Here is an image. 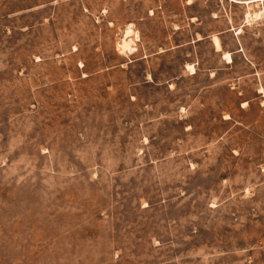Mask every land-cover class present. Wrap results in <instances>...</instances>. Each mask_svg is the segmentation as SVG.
Masks as SVG:
<instances>
[{"label":"rangeland","instance_id":"obj_1","mask_svg":"<svg viewBox=\"0 0 264 264\" xmlns=\"http://www.w3.org/2000/svg\"><path fill=\"white\" fill-rule=\"evenodd\" d=\"M247 1L0 0V264H264Z\"/></svg>","mask_w":264,"mask_h":264},{"label":"bare ground","instance_id":"obj_2","mask_svg":"<svg viewBox=\"0 0 264 264\" xmlns=\"http://www.w3.org/2000/svg\"><path fill=\"white\" fill-rule=\"evenodd\" d=\"M249 16H250V15H249ZM252 18H253V17H252ZM131 29H132V28H131ZM131 29H128V30L126 31L125 38L123 39V42H122V45H121V47H122V49H123L124 51H133V50H134V47L132 46V45H134V44L131 45V41H132V40H130V33L132 32ZM240 32H241V31H240ZM214 41H215V44L218 46V45H219V39L215 38ZM132 43H133V41H132ZM219 46H220V45H219ZM219 46H218V47H219ZM218 47H217V48H218ZM135 50H136V49H135ZM124 53H125V52H124ZM226 56H227L228 59H231L229 55H226ZM193 71H194V70H193Z\"/></svg>","mask_w":264,"mask_h":264},{"label":"crops","instance_id":"obj_3","mask_svg":"<svg viewBox=\"0 0 264 264\" xmlns=\"http://www.w3.org/2000/svg\"><path fill=\"white\" fill-rule=\"evenodd\" d=\"M256 1H257V0H251V1H247V2L253 3V2H256ZM247 2H246V3H247Z\"/></svg>","mask_w":264,"mask_h":264}]
</instances>
